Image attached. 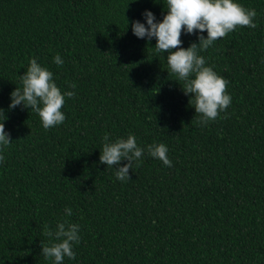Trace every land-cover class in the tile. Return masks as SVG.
Returning a JSON list of instances; mask_svg holds the SVG:
<instances>
[{"label":"trees","instance_id":"1","mask_svg":"<svg viewBox=\"0 0 264 264\" xmlns=\"http://www.w3.org/2000/svg\"><path fill=\"white\" fill-rule=\"evenodd\" d=\"M234 2L256 10L257 27L197 50L231 97L200 124L167 53L132 32L145 10L162 21L166 0H0V108L12 138L0 151V264H55L41 242L62 221L80 226L75 259L62 264H264V0ZM32 59L62 94L75 92L47 130L34 111L8 108ZM105 135H133L145 150L130 180L99 162ZM160 143L171 167L147 152Z\"/></svg>","mask_w":264,"mask_h":264},{"label":"clouds","instance_id":"2","mask_svg":"<svg viewBox=\"0 0 264 264\" xmlns=\"http://www.w3.org/2000/svg\"><path fill=\"white\" fill-rule=\"evenodd\" d=\"M166 5L167 14L160 22L149 10L142 13L147 26L139 20L132 21L133 35L138 39L146 38L148 42L156 39V52L167 53L170 72L175 74L178 80L184 81V94H191V99H194L195 113L200 117L198 123L215 121L231 104V97L226 94L228 81L218 76L211 67L205 66L206 61L198 55L197 50H206L214 41L225 37L237 26L256 28L254 19L257 12L255 9H245L234 0H166ZM182 31L188 35L196 34L199 43H192L187 49L182 48ZM205 31L207 38L203 35ZM173 49L177 50L172 51ZM54 62L57 65L63 64L59 55L54 58ZM191 75L195 78L190 79ZM20 81L22 88H15L10 93L9 110L22 106L34 111L39 115L46 130L65 121L61 109L65 97H74V91H65L62 94L53 80V73L37 63L36 59L30 61L27 71L20 76ZM70 87L75 89L76 85L73 83ZM6 120L5 110L0 108V151L12 142L10 133L5 130ZM103 140L105 143L99 162L107 165V168H115L118 180H130L129 173L133 169V163L140 160L145 150L137 145L133 135H129L126 140L121 138L115 142H109L108 135H105ZM147 152L162 161L165 166H172L165 144L148 145ZM4 159L5 157L0 155V163H3ZM125 160L127 163L121 166V161ZM65 212L70 216L72 209L67 208ZM45 228L50 246L41 242V254L45 258H54L55 264H62L65 257L75 259L73 246L80 241V226L62 221L57 224L55 231L47 229V226Z\"/></svg>","mask_w":264,"mask_h":264}]
</instances>
